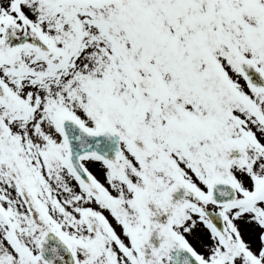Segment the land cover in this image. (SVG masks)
<instances>
[{"label":"snow or ice","instance_id":"6c2138e0","mask_svg":"<svg viewBox=\"0 0 264 264\" xmlns=\"http://www.w3.org/2000/svg\"><path fill=\"white\" fill-rule=\"evenodd\" d=\"M0 264H264V0H0Z\"/></svg>","mask_w":264,"mask_h":264}]
</instances>
